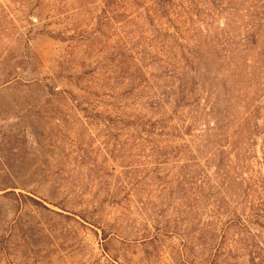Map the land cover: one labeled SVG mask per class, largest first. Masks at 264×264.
<instances>
[{
	"label": "rangeland",
	"instance_id": "374dc122",
	"mask_svg": "<svg viewBox=\"0 0 264 264\" xmlns=\"http://www.w3.org/2000/svg\"><path fill=\"white\" fill-rule=\"evenodd\" d=\"M163 1L0 0V264H264V0Z\"/></svg>",
	"mask_w": 264,
	"mask_h": 264
},
{
	"label": "trees",
	"instance_id": "16d2710c",
	"mask_svg": "<svg viewBox=\"0 0 264 264\" xmlns=\"http://www.w3.org/2000/svg\"><path fill=\"white\" fill-rule=\"evenodd\" d=\"M159 4H160L159 6H162L160 8H163V14L165 15L166 14V12H165L166 3L163 1V5H161L162 4V0H159ZM262 208L263 209H258V212H262V214H256V220L264 218V206ZM256 224H258L259 227L263 228V225H261L260 223H256ZM227 230H226V232H227ZM226 232H225V234H226ZM225 239H226V236L224 235L222 237V241H221L220 245L218 246L217 255H219L222 252V250H224L223 246H224V243L226 241Z\"/></svg>",
	"mask_w": 264,
	"mask_h": 264
}]
</instances>
